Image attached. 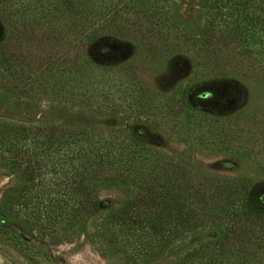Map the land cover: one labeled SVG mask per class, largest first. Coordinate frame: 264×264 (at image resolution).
Masks as SVG:
<instances>
[{
    "label": "trees",
    "instance_id": "16d2710c",
    "mask_svg": "<svg viewBox=\"0 0 264 264\" xmlns=\"http://www.w3.org/2000/svg\"><path fill=\"white\" fill-rule=\"evenodd\" d=\"M199 1L190 27L172 0H0V103L63 115L0 120V168L15 179L0 220L83 235L109 264H264L263 192L249 178L196 173L145 126L191 152L247 158L239 140L244 124L257 130L254 117L213 106L244 60L264 77V0ZM119 42L130 55L107 63ZM175 59L188 65L184 83L147 80ZM104 116L116 124L95 120ZM105 188L123 201L104 206Z\"/></svg>",
    "mask_w": 264,
    "mask_h": 264
},
{
    "label": "rangeland",
    "instance_id": "374dc122",
    "mask_svg": "<svg viewBox=\"0 0 264 264\" xmlns=\"http://www.w3.org/2000/svg\"><path fill=\"white\" fill-rule=\"evenodd\" d=\"M173 12L190 27H195L201 21L199 0H172ZM117 54L107 63H116L128 58L132 48L128 43H114ZM249 61L244 60L243 77L233 79V84L228 81H219L222 86H230L231 92L221 97L214 104L215 113L228 115L236 109L244 113L243 122H248V114L255 119L257 130H248L244 124L240 144L246 149L247 158L242 160L235 155L219 152L217 154H202L186 150L183 144L174 138H165L157 127L145 126L152 136L159 140L160 146L166 152L177 156L186 162L196 173L205 176L217 177H243L254 182L255 189L264 195V168H258V164L264 166V77L261 69L256 68L257 75L248 71ZM151 70V69H149ZM188 65L179 59L171 61L169 65L148 71L146 77L149 82H155L160 89L166 91L185 82L188 76ZM258 78V81L254 79ZM58 113H22L12 112L4 108L0 103V120L14 122H37L56 118H62ZM97 122L116 124L114 118L107 116L95 119ZM137 124H141L138 122ZM156 128V129H155ZM165 129V127L163 128ZM251 131V132H250ZM252 133V134H251ZM173 137V136H172ZM15 183V179L4 169L0 168V197L5 189ZM97 196L106 207L118 205L124 199L123 194L117 188H105L97 192ZM40 236L35 232H27L18 225L0 220V264H109L100 257L83 235L72 238H61L44 234Z\"/></svg>",
    "mask_w": 264,
    "mask_h": 264
}]
</instances>
